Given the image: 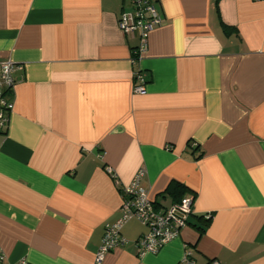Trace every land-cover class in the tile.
Wrapping results in <instances>:
<instances>
[{
  "label": "crops",
  "instance_id": "1",
  "mask_svg": "<svg viewBox=\"0 0 264 264\" xmlns=\"http://www.w3.org/2000/svg\"><path fill=\"white\" fill-rule=\"evenodd\" d=\"M155 7L134 64L140 34L118 28L133 0H0V63L18 67L0 131L3 264H95L141 169L151 200L170 206L181 184L194 215L142 257L130 221L103 264H181L187 249L196 264H264V0Z\"/></svg>",
  "mask_w": 264,
  "mask_h": 264
},
{
  "label": "built area",
  "instance_id": "2",
  "mask_svg": "<svg viewBox=\"0 0 264 264\" xmlns=\"http://www.w3.org/2000/svg\"><path fill=\"white\" fill-rule=\"evenodd\" d=\"M133 12L122 13L118 20V28L125 36L140 34V45L136 48L137 58L132 57L133 63L141 61L147 51L148 37L156 27L161 26L162 17L155 7V0H133ZM17 65L12 61L0 63V131L8 128L9 117L13 112L14 103L9 99L15 85L13 73ZM134 92L143 94L147 82L142 71L134 74ZM145 176L144 170L134 177L133 181L122 190L121 217L106 227V231L95 258V264H103L106 256L115 248L124 244L120 234L123 227L130 221L137 220L148 228V233L137 242L139 256L148 253L156 254L170 241L180 236L188 226L189 219L194 215L193 198L184 196L170 206H164L151 200L148 191L142 187L141 181ZM192 250L187 249L181 264H196L192 260ZM0 253V264L4 262ZM19 264H30L25 258ZM209 264H221L215 260Z\"/></svg>",
  "mask_w": 264,
  "mask_h": 264
},
{
  "label": "trees",
  "instance_id": "3",
  "mask_svg": "<svg viewBox=\"0 0 264 264\" xmlns=\"http://www.w3.org/2000/svg\"><path fill=\"white\" fill-rule=\"evenodd\" d=\"M229 30L230 29H228L226 27L227 34H228ZM132 56H133V58H137L136 48L133 49ZM167 192L170 193L173 196V198H174L175 201H179L188 192V189L185 188L183 185L177 183V184H174ZM205 220L206 221L203 220L204 223H206L208 221L207 219H205ZM198 229H199V231L201 233H203L205 231V228L204 227L203 228L202 227H199Z\"/></svg>",
  "mask_w": 264,
  "mask_h": 264
},
{
  "label": "rangeland",
  "instance_id": "4",
  "mask_svg": "<svg viewBox=\"0 0 264 264\" xmlns=\"http://www.w3.org/2000/svg\"><path fill=\"white\" fill-rule=\"evenodd\" d=\"M160 201L163 202V203H166L165 200H164L163 198H161ZM134 222H137V223L142 227V231H143V233H144V232H147V233H148V228H147L146 226L142 225V224H141L139 221H137V220H134Z\"/></svg>",
  "mask_w": 264,
  "mask_h": 264
}]
</instances>
